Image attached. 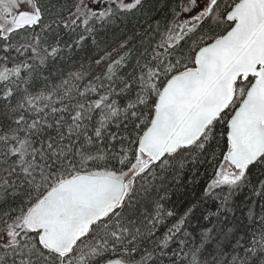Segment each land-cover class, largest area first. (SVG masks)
Wrapping results in <instances>:
<instances>
[{"label":"snow or ice","instance_id":"snow-or-ice-1","mask_svg":"<svg viewBox=\"0 0 264 264\" xmlns=\"http://www.w3.org/2000/svg\"><path fill=\"white\" fill-rule=\"evenodd\" d=\"M0 264H264V0H0Z\"/></svg>","mask_w":264,"mask_h":264},{"label":"trees","instance_id":"trees-1","mask_svg":"<svg viewBox=\"0 0 264 264\" xmlns=\"http://www.w3.org/2000/svg\"><path fill=\"white\" fill-rule=\"evenodd\" d=\"M246 192L247 190H245V193H242L240 196L237 197L238 202L244 200Z\"/></svg>","mask_w":264,"mask_h":264}]
</instances>
